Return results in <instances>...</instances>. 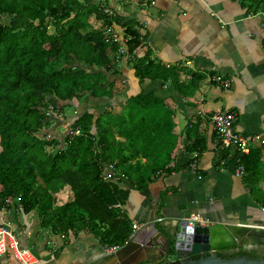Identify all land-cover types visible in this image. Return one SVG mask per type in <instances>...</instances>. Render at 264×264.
<instances>
[{
    "label": "trees",
    "instance_id": "16d2710c",
    "mask_svg": "<svg viewBox=\"0 0 264 264\" xmlns=\"http://www.w3.org/2000/svg\"><path fill=\"white\" fill-rule=\"evenodd\" d=\"M242 1L248 12H264V0ZM105 6L104 0H0V211L21 207L24 214L34 213L44 231L86 230L104 247H122L131 239L133 218L125 208L131 188L121 183L146 191L162 173L175 171L178 137L174 110L153 92L127 96L120 111L95 101L118 94L111 77L121 74L122 42L89 20L96 16L104 25L124 28L125 55L141 83L171 79L191 96L203 74L188 72L180 81V69L159 66L151 51L139 56L144 41L137 22L109 16ZM75 100L87 106L80 109ZM58 122L65 132L55 127L47 133ZM254 155L242 156L246 168ZM109 164L125 176L105 179ZM64 187L72 199L55 204Z\"/></svg>",
    "mask_w": 264,
    "mask_h": 264
},
{
    "label": "crops",
    "instance_id": "0c3cea01",
    "mask_svg": "<svg viewBox=\"0 0 264 264\" xmlns=\"http://www.w3.org/2000/svg\"><path fill=\"white\" fill-rule=\"evenodd\" d=\"M104 3L123 16L124 21L137 22L135 27L144 41L139 56L151 51L159 66L180 69V81L188 79V72L203 74L194 94L187 96L171 79L148 77L141 83L133 62L125 55L118 61L121 74L111 77L116 80L118 94L114 99H94L120 111L122 100L143 90L164 99L174 110L178 144L171 165L176 164V170L162 173L146 191L137 190L130 182L121 183L131 188L125 208L130 211L133 223H139L141 228L144 219L153 213L155 220L165 227L175 223L179 215L200 214L206 223L241 222L264 227V12H248L242 0H104ZM89 21L94 28L104 29L102 19L92 16ZM111 28L124 33V28L116 23ZM214 76H220L222 82L213 81ZM218 111L236 116L235 130L251 137L247 150L220 146L210 121V116ZM94 112L99 115L98 109ZM195 139L199 147L188 153V146ZM243 155H254L247 168L240 161ZM240 166L245 173L240 172ZM69 190L71 197L67 193L65 200L73 197ZM19 212L22 220L18 218ZM33 218L27 217L21 207L0 211V222L12 221L20 246L36 253L37 264L116 263V258L103 260L111 252L91 232L56 234L42 230ZM147 253L144 250L140 257ZM158 253L157 249L150 252ZM134 254L137 251L125 258ZM149 262L160 264L163 258ZM0 264L23 263L8 250L0 256Z\"/></svg>",
    "mask_w": 264,
    "mask_h": 264
},
{
    "label": "water",
    "instance_id": "95a60500",
    "mask_svg": "<svg viewBox=\"0 0 264 264\" xmlns=\"http://www.w3.org/2000/svg\"><path fill=\"white\" fill-rule=\"evenodd\" d=\"M143 222L126 245L103 260L116 258L115 264H143L148 259L166 257L169 263L178 264H264V258L221 255V250L233 247L264 249L263 226L222 221L190 225L188 217L179 215L175 223L165 226V233L158 227L153 213ZM156 249L158 254H150ZM144 250L148 251L147 255L140 257ZM132 251H137V255L125 258Z\"/></svg>",
    "mask_w": 264,
    "mask_h": 264
},
{
    "label": "built area",
    "instance_id": "2783aa9c",
    "mask_svg": "<svg viewBox=\"0 0 264 264\" xmlns=\"http://www.w3.org/2000/svg\"><path fill=\"white\" fill-rule=\"evenodd\" d=\"M103 10L109 16H116L117 14L114 9L108 6H105ZM103 27L104 29H106V33L111 35L112 41L122 42L119 48V55L117 56V61H122L126 54L125 42L128 40V38L124 36V33L122 35V32L120 30H117L115 28L112 29L111 26L103 25ZM211 79L215 82H222V78L220 76H214ZM199 113L204 114L201 111ZM210 121L215 128L217 140L219 141V144L222 148H229L233 146L238 151H245L248 149V144L251 137L245 136L244 134L235 130L236 116L232 112H215L210 116ZM239 170L241 173H245L243 166H240ZM124 176L125 175L123 173L118 174V172L115 170L114 165L112 164L108 165L106 171L104 172V177L107 180H118ZM188 219L190 225L206 223V221L200 214H191ZM158 220L160 221L162 219ZM139 229V223L134 222L131 238ZM108 248L112 253L118 250L120 247L113 246ZM8 250H12L15 256L23 264H37L38 262L37 255L32 249L20 246L18 235L13 228V223L11 220L0 222V256L5 254Z\"/></svg>",
    "mask_w": 264,
    "mask_h": 264
},
{
    "label": "flooded vegetation",
    "instance_id": "af4514ba",
    "mask_svg": "<svg viewBox=\"0 0 264 264\" xmlns=\"http://www.w3.org/2000/svg\"><path fill=\"white\" fill-rule=\"evenodd\" d=\"M157 247H159L158 244H157ZM253 251H255V253H251ZM238 252L242 253L241 255H248L250 258H256V259L264 258V249L262 250L255 249V247L254 248L233 247L229 249H224V250H221V255L224 258H233V257L239 256L236 254ZM161 258H163V262L160 264H178L177 261H172V263H169L166 257H161ZM149 260H153V259H148L143 264H155V263L149 262Z\"/></svg>",
    "mask_w": 264,
    "mask_h": 264
},
{
    "label": "rangeland",
    "instance_id": "374dc122",
    "mask_svg": "<svg viewBox=\"0 0 264 264\" xmlns=\"http://www.w3.org/2000/svg\"><path fill=\"white\" fill-rule=\"evenodd\" d=\"M51 31H53V27L51 28ZM75 101H77V100H75ZM78 103V106H80L81 108L80 109H82V106H87V105H83V104H81L79 101L77 102ZM92 109V111H95V108L94 107H92L91 108ZM66 111H67V113H69L70 115H74V111H76L75 109H74V106H68V107H66ZM76 113V112H75ZM60 123L61 122H58V125L57 124H55V125H53L50 129H48L47 130V133L48 132H50V131H52V133L56 130L55 129V127H59L58 128V130L59 131H61V132H65V130H66V126H64V127H62L61 125H60ZM54 128V129H53ZM46 131V130H45ZM1 149H2V147H1V145H0V151H1ZM46 149L48 150V151H53V148L51 147V146H49V147H46ZM62 192L64 193V195L63 196H59V195H55V204H61V202H65L66 200H65V198L67 197L66 196V194L67 193H69V197H71V192H70V190H69V188H67V187H64V189L62 190ZM128 212H130L129 210H128ZM18 214V218H20L21 220L23 219V215L19 212V213H17ZM27 217H30V218H33L34 220L36 219L35 218V216L34 215H32L31 213L30 214H27Z\"/></svg>",
    "mask_w": 264,
    "mask_h": 264
}]
</instances>
